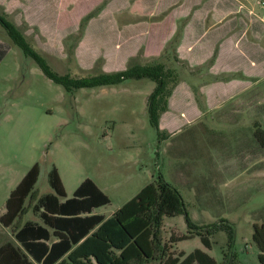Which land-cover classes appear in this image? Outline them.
Masks as SVG:
<instances>
[{
    "label": "rangeland",
    "instance_id": "374dc122",
    "mask_svg": "<svg viewBox=\"0 0 264 264\" xmlns=\"http://www.w3.org/2000/svg\"><path fill=\"white\" fill-rule=\"evenodd\" d=\"M0 15L70 79L152 64L144 37L161 24L168 36L157 59L176 76L156 132L145 110L154 82L66 92L0 28V213L27 170L39 168L0 243L36 221L30 206L53 194L54 167L64 199L84 179L95 184L109 202L92 213L104 218L160 177L176 191L180 211L161 217L153 259L138 264L195 249L216 264H259L252 234L264 222V147L254 138L264 130V0H0ZM183 38L192 51H179ZM207 232L208 249L199 237Z\"/></svg>",
    "mask_w": 264,
    "mask_h": 264
},
{
    "label": "trees",
    "instance_id": "16d2710c",
    "mask_svg": "<svg viewBox=\"0 0 264 264\" xmlns=\"http://www.w3.org/2000/svg\"><path fill=\"white\" fill-rule=\"evenodd\" d=\"M0 28L24 56L34 61L47 79L66 92L116 85L127 80H151L155 86L146 99L145 110L150 126L158 132L159 116L165 111L176 78L158 59L149 65H129L126 70L111 74L70 79L53 73L45 60L30 48L19 31L2 15ZM4 47L0 45V60L5 54ZM254 138L264 147V130L256 128ZM38 173V165L34 163L9 192L4 212L0 215L3 228L10 227L22 211ZM47 183L53 194L37 197L30 206L36 221H24L13 229L11 241L0 244V264H138L150 261L154 254L155 230L161 217L173 216L180 211L178 194L161 177L154 186L141 188L108 218L92 213L107 205L109 200L89 179L80 182L68 199H64V190L54 167L47 173ZM212 228L215 229L214 226ZM208 233L199 235L207 249L210 248ZM191 235H181L174 241L188 239ZM252 241L259 251V264H264V222L253 225ZM167 264L216 262L207 253L195 249L186 255L179 253L177 257L168 259Z\"/></svg>",
    "mask_w": 264,
    "mask_h": 264
},
{
    "label": "crops",
    "instance_id": "0c3cea01",
    "mask_svg": "<svg viewBox=\"0 0 264 264\" xmlns=\"http://www.w3.org/2000/svg\"><path fill=\"white\" fill-rule=\"evenodd\" d=\"M128 28H130L132 25H130V23L128 24ZM159 28H155L152 32L151 30L149 32H146V35L144 37V41H145V45H146V48H145V55L146 56H150L148 58H151V59H157L158 56L160 55V51H161V48H162V45L164 44L165 40H166V37L168 36V31L166 30L165 27H161V24L158 25ZM215 30H212V31H206L204 32V35H209V34H213L215 33ZM162 31V32H161ZM185 36V34H184ZM185 38L182 39L181 43H180V48H179V51L182 52V53H188L187 51H190L191 48L193 50V47H191V45H187L185 43ZM188 43V42H187ZM2 43L0 42V45ZM156 46H159V51H157L155 54L152 52V48H155ZM191 50V51H192ZM254 50V49H253ZM252 61V60H251ZM253 62V61H252ZM216 70V69H215ZM209 71H212L211 69ZM208 71V72H209ZM215 72V71H214ZM94 211V210H93ZM4 212V210H3ZM2 212V213H3ZM0 213V215L2 214ZM35 221V220H34ZM0 227H2L0 225ZM3 228V227H2ZM5 242H8V241H5ZM4 243V242H2ZM0 243V244H2Z\"/></svg>",
    "mask_w": 264,
    "mask_h": 264
}]
</instances>
